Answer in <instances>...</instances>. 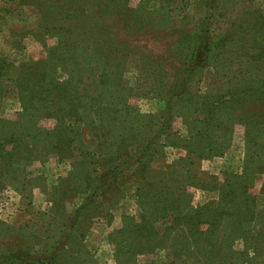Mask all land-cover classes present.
<instances>
[{
  "label": "rangeland",
  "instance_id": "rangeland-1",
  "mask_svg": "<svg viewBox=\"0 0 264 264\" xmlns=\"http://www.w3.org/2000/svg\"><path fill=\"white\" fill-rule=\"evenodd\" d=\"M42 1L0 0V58L34 67L46 56L34 36L43 34L47 26L41 12L60 1L50 18V26L58 25L59 12H65L67 2ZM106 1L113 0L93 4V42H120L130 48L125 69L118 71L125 89H131L129 93L123 89L119 95L125 93L127 112L121 103L120 113L101 124L93 114V104L95 109H103L109 103L101 94L95 99L99 91L90 76L85 83L92 89L74 88L75 71L57 78L66 84L60 95H53L62 98L54 111L57 119L49 117L51 106L41 105L39 99L31 102L35 124L21 120V104L12 82L0 83V120L13 121L10 132L27 133L30 139L34 136L31 129L42 131L36 140L38 148L42 147L33 154L34 159H27L26 164L21 161L10 171L0 166V264H264L263 250L236 254L245 248L237 236L231 252L225 251L229 244H223V256L213 260L210 249H203L214 221L206 217L200 221L198 237L189 232L188 222L179 226L180 231L175 225L171 228V223L168 231H155L160 225L155 221L160 220L158 190L174 193L171 200L179 199L182 209L188 211L181 218L189 220L195 209L211 202L218 206V188H225L229 176L242 175L247 164L255 168L251 194L264 211V93H258L264 82V0H159L156 12L144 10L138 15L140 0H118V11L102 12L107 7L101 2ZM209 9L214 11L212 15ZM124 21L139 35L133 39L125 35L120 30ZM205 23L213 28L217 43L211 63L195 74L185 100L173 99L170 130L148 145L146 139H154L152 126L160 120L169 90L181 77L180 59L186 55L181 50L183 43L191 46ZM70 24L80 21L67 19L64 23ZM55 43V39L48 40L50 46ZM93 52L96 54L94 46ZM83 55L79 54L81 62ZM148 115H155L156 122L146 130L144 117ZM58 122L63 125L61 150L42 158L41 152L48 153L56 143L57 137L49 131ZM124 162L129 163L124 175L116 183L100 187L99 178ZM215 220L218 228L227 219ZM139 224H143L142 231L134 233ZM262 225L264 216L243 227L247 233H255ZM225 226V232L219 230L218 234L233 238V231ZM146 227L152 232L144 231ZM226 239L229 236L223 241ZM190 240L198 245L192 248ZM175 250L181 258L171 256Z\"/></svg>",
  "mask_w": 264,
  "mask_h": 264
},
{
  "label": "trees",
  "instance_id": "trees-1",
  "mask_svg": "<svg viewBox=\"0 0 264 264\" xmlns=\"http://www.w3.org/2000/svg\"><path fill=\"white\" fill-rule=\"evenodd\" d=\"M44 1L49 4L48 0H43L42 3ZM120 1L123 3L126 0ZM63 2L67 3L65 6V12L63 14L59 12L60 22L58 25L55 24L50 26V18L53 16L52 8H56V6L60 4V1H55L51 3L52 7L49 4L48 8L41 12V15L45 18V24L47 22V26H45L43 34H34L35 38L40 40V44L43 51H45L46 56L39 59L37 62L38 64L33 65L34 67L25 66L26 64L19 65L12 62L9 58L1 57L0 83H4L5 81L6 83L9 81L12 82L11 88L15 91L16 98L21 104V120L33 121L35 119L32 118L30 110L34 108V105L31 106V102L33 103L36 99H39V103L41 105L45 104L47 106H51L49 108H52L53 110L49 117H54L55 119L58 118V112L54 113V111H56V108L60 107L59 105L62 98L53 95H60V91H62L64 89L63 86L66 85L64 82L61 83L60 80H57L59 75H71L77 71V74L73 77L75 81L74 88H91L90 85L85 83L86 76H90V79L93 80V87L97 88L99 91V93H95V99L98 100L99 94H101V97L105 99L106 104L109 103L108 106L103 109H95L93 104V114L97 115L101 124H105L107 121L112 119L114 114L118 115L120 113L117 108L119 104L126 102L127 99H125L124 95L125 93H129L131 90L130 88L125 89L127 87L122 83L121 74L131 56L130 48L124 46L120 42L116 44H109L106 42H99V39H95L93 42L92 18L93 4L96 0H65ZM110 2L113 6L108 7ZM110 2H101V5L107 7L102 12H110L111 9L118 11V0ZM97 3L100 5V2ZM159 5V0H140V5H138V10L135 13L138 15L140 12L144 13V10L148 13L156 12ZM210 9L208 14L212 15L214 11L211 13ZM215 9L216 7L212 10ZM61 11H63V9ZM0 12H2V10ZM67 19L70 21L78 20L80 21V24H70V26L67 27L64 25ZM125 23L126 22L124 21V24L120 29L123 30L125 35L130 36L132 39L139 35L137 34V30L134 29L132 25ZM182 23H184V21ZM138 25L140 26V24ZM212 29L211 25L209 26L205 23L203 26H200L199 33L202 35L199 34L191 46H189V42L183 43L185 46L181 48V50L183 49V53H186V55L180 59V62L183 64L181 77L178 83L169 90L168 99L165 102L162 115L159 117L160 120L157 125L154 124L152 126L155 131L154 139L153 137L146 139L148 145L150 143L152 145L155 140L159 141V135L167 133V131L170 130L172 110L174 108V104L172 103L173 99L176 97L179 100H185L186 96L189 95L188 86L195 77V74L205 71L210 65V56L217 46L216 40L212 37ZM74 36L77 37V39L73 41L71 38ZM50 39H55L56 43L50 46L48 44V40ZM82 42H85L86 45L82 46ZM93 46L96 54L93 52ZM85 48L88 49L87 53L84 51ZM79 54H84L82 57L83 62L80 61ZM66 63H69V65L64 67V64ZM120 70L121 72L119 73L118 71ZM49 73H51L50 76L47 75ZM33 82L34 84H32ZM123 89H125L124 91L126 92L119 96ZM1 90L2 86H0V91ZM263 90L264 82L262 89H258V93H260V91L264 93ZM208 102L210 103L211 101ZM78 104H82L80 99H78ZM123 106L124 107L121 109L127 112V109H129L128 106L125 104H123ZM37 110L40 113L38 108ZM82 111L84 112L83 115L87 113L85 108H83ZM144 118H146L145 129L148 130L150 125L156 122V117L155 115H148ZM12 122L13 121L4 122L0 120V166L8 171H10L14 165L21 163V161H24L26 164L28 162L27 159H34L33 154L38 153L36 151L42 147L40 146L38 148L40 143H36L39 135L38 132H42L39 131L38 127L36 130L31 129L34 136L29 139L27 133L21 134L15 131L10 132L13 130L12 126H14ZM120 122L124 123V121ZM33 123L35 122L33 121ZM35 126L37 125H34V127ZM62 127V123L58 122V125H56L53 130L49 131L50 134L57 137V140L53 146L49 147L48 153L45 151L41 152L43 154L42 158L44 155L46 156L54 151L56 152L57 150H61L62 141L59 138V134L63 131ZM26 130L29 131V128L27 127ZM66 148H68V146H66ZM143 149L145 150V147H143ZM59 157L61 158L62 156L60 155ZM34 161L35 163L41 162V160ZM128 164V162H124L122 164L119 163L117 166L109 168L98 180L100 187H102V185H106L107 183H116L118 179L124 175ZM254 172L255 168L248 167L247 164L244 167L242 175L238 177L229 176L225 182V188H218L220 198L218 206H214L215 202H211L203 208L195 209L194 215L189 217V220L185 221H183L181 216L188 213V211L182 209L179 204V199H177L176 202L171 200L170 196L174 193L166 188L158 190L155 198L158 201L156 211H158L157 216L160 217V220L155 221L160 222V225L156 227V233L160 234V232L168 231L169 229L166 227H168L170 223L171 228L175 225V227L180 231L179 226L186 225L188 222L187 225L188 230H190L189 232L194 233L198 237V234L200 233L198 228L200 226V221L203 217H206L209 222H211V219L214 221L211 230H209V236H207L206 247L203 249H210L208 253L213 256V260L223 256V244H229L228 249H225V251L231 252L230 247L234 242V237L236 236L238 239L244 241L243 243L245 245L242 252L236 253L239 256L250 254L251 252L256 253L260 250L264 251V228L259 232L247 233L243 227L244 223H252V221H256L258 217L264 216V211H260L257 206L258 199L251 194V190L254 187L256 180V176H253ZM215 217L218 220H227L223 221L220 224V227L217 228L216 224L219 222L215 220ZM170 219H172V222H169ZM227 221L232 222L229 224ZM222 225H227L225 227L229 228L228 232L233 231V238L231 235L218 234L219 230L224 231ZM141 227H143V224L141 226L140 224L134 226V233L141 232ZM262 227L264 226L262 225ZM144 231L151 233L152 229H150V227H146L144 228ZM183 233L185 232L183 231ZM185 235L186 237L189 236L188 232H186ZM141 236L144 238L146 234L142 232ZM212 236H215L216 239L212 240ZM225 236H229L230 239H226L224 242L223 238ZM197 245V241L190 240V246L192 248ZM177 251L178 250H175L174 252L172 251L171 256L179 259L181 257ZM261 253L264 254L263 252ZM40 264L45 263L40 262Z\"/></svg>",
  "mask_w": 264,
  "mask_h": 264
}]
</instances>
